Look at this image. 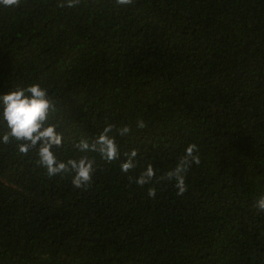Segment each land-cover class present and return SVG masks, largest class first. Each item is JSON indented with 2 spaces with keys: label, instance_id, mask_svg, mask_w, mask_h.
I'll use <instances>...</instances> for the list:
<instances>
[{
  "label": "trees",
  "instance_id": "1",
  "mask_svg": "<svg viewBox=\"0 0 264 264\" xmlns=\"http://www.w3.org/2000/svg\"><path fill=\"white\" fill-rule=\"evenodd\" d=\"M34 83L55 104L61 161L107 123L132 132L113 133L118 160L88 154L86 191L0 142V264H264V0L0 6V97ZM190 144L201 164L183 196L174 181L129 182L148 162L167 172ZM133 148L139 165L122 174Z\"/></svg>",
  "mask_w": 264,
  "mask_h": 264
},
{
  "label": "clouds",
  "instance_id": "2",
  "mask_svg": "<svg viewBox=\"0 0 264 264\" xmlns=\"http://www.w3.org/2000/svg\"><path fill=\"white\" fill-rule=\"evenodd\" d=\"M21 0H0V6L19 7ZM119 6H129L133 0H115ZM81 3V0H57V7L63 9L74 8ZM3 102V111L0 114V126L6 130L0 137V142L5 145L16 142L18 152L27 155L30 151H35L37 155L36 164L38 167L46 169L49 178L61 175H71V183L76 189L87 190L91 186L93 175L96 171L95 157H90L89 153H98L103 161L112 163L120 158V147L117 144L113 133L118 132L121 137H126L132 132L129 125L117 126L107 123L91 141L81 138L73 147L81 153L79 158H69L61 161L57 158L55 150L64 146V137L57 129L59 125L50 123L52 113L55 111V104L49 98L48 91L40 84L34 83L27 87H18L10 94L0 97ZM148 126L143 119L137 121V128L144 130ZM140 149L133 148L124 152L127 162L120 163L122 174L127 175L135 170L139 163L136 157ZM199 149L196 144H190L183 155H181L175 166L157 176L156 169L151 162L145 164L144 169L138 177L128 176L130 183H135L143 188L154 182L163 181L175 182L177 196H183L187 189L186 176L193 164L199 166L201 159L198 155ZM148 195L152 198L156 196V188L149 187ZM254 207L264 213V196H260Z\"/></svg>",
  "mask_w": 264,
  "mask_h": 264
}]
</instances>
